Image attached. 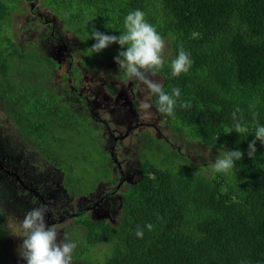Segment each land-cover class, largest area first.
Listing matches in <instances>:
<instances>
[{"label":"trees","instance_id":"obj_1","mask_svg":"<svg viewBox=\"0 0 264 264\" xmlns=\"http://www.w3.org/2000/svg\"><path fill=\"white\" fill-rule=\"evenodd\" d=\"M39 2L79 41L78 67L63 73L61 63L35 44L22 48L7 32L13 14L24 11L22 0H0V107L15 123L18 139L63 172L68 195L90 197L102 184L116 183V165L102 128L89 113L92 108L84 104L88 112H79L76 107L86 98L85 72L93 75L115 63L121 50L112 44L90 53L93 28L118 36L127 14L143 11L169 48L156 73L163 78L161 86L167 93L173 87L181 90L173 116L157 110L153 93L151 101L186 152L164 138L141 134L142 179L121 190L119 221L95 220L83 211L65 230V238L77 245L72 264H264V145L257 141L255 157L247 154L257 126H264V0ZM33 13L29 24L43 20L39 11ZM181 46L193 63L187 73L173 77L171 61ZM109 79L129 80L118 67ZM107 87L113 93L117 89ZM182 102L190 107H181ZM237 107V116H243L241 133L233 128ZM191 145L216 155L223 148L240 150L244 157L227 173H216L207 162L196 165L202 155L191 152ZM7 221L0 205V264H17L7 252ZM149 223L151 231L144 227ZM137 225L144 229L143 238L135 235Z\"/></svg>","mask_w":264,"mask_h":264},{"label":"rangeland","instance_id":"obj_2","mask_svg":"<svg viewBox=\"0 0 264 264\" xmlns=\"http://www.w3.org/2000/svg\"><path fill=\"white\" fill-rule=\"evenodd\" d=\"M22 3L24 11L22 13L16 11L13 14L12 25L8 27L7 32L16 37L22 48H25L26 43H33L44 55L58 60L63 73H68L71 65H76L77 68L79 63L76 57L79 47L77 38L66 31L63 23L47 8H41L39 0H22ZM34 10L39 11L43 20L29 24L30 19L34 16ZM168 49L166 44L164 58L169 55ZM72 58L74 60L70 63L69 60ZM117 67L116 63L106 64L102 70L93 75L90 74L91 71L85 72L84 75L83 82L86 85L82 90V95L85 94L90 101L91 96L99 99V102L93 100L90 104L97 117L96 124L102 128L99 130L102 131L105 148L107 152L113 153L118 165L115 167L113 178L116 183L114 185L102 184L90 197L75 198L68 195L62 186L63 172L46 164L18 139L15 123L6 116L0 107V205L8 215L7 225L11 231L7 252L17 264H27L20 258L18 247L23 241V238L20 237L22 234L20 222L31 208H28L26 202L21 200L19 192L23 195L22 188H17L19 181L12 174L13 172L25 184L34 183L41 188L44 187L46 198L56 199V202L51 205L54 215L50 220V225H53L54 221L56 222L58 239L64 240L65 230L74 224V216L89 208L90 215L95 220L105 219L112 224L119 221L122 213L121 190L124 185L134 184L142 179L138 156V151L141 148L138 137L141 134L149 132L180 148L183 154L186 152L182 150L183 143L179 144L175 141L170 128L162 122V118L153 109L152 92L146 85L135 80H127L128 84H134L135 112L128 105L126 96L119 97L122 99L118 104L116 99L109 95L106 85L111 84L109 78L114 76ZM120 74L123 75L121 72ZM60 76L61 74L58 73L59 79ZM150 78L161 85L163 83V78L160 75L150 76ZM78 98H71V100L77 102ZM142 102L148 103L150 107L140 109L139 105ZM116 108L117 110H115ZM189 150L199 156L202 155L195 161L197 166L207 162L209 167L212 164L209 161L214 160L213 156L216 155L215 152H210L200 145H191ZM42 204L45 205L40 202L38 206ZM47 220L46 218V222ZM81 242L84 240L82 239ZM102 249L103 247H100L99 252H102Z\"/></svg>","mask_w":264,"mask_h":264},{"label":"clouds","instance_id":"obj_3","mask_svg":"<svg viewBox=\"0 0 264 264\" xmlns=\"http://www.w3.org/2000/svg\"><path fill=\"white\" fill-rule=\"evenodd\" d=\"M124 31L120 35H107L93 28L91 39L95 43L88 49L92 54H99L112 44L120 45V51L114 57L118 65V72L123 73L130 80L138 81L147 86V88L157 96V110L168 116L174 115V108L177 98L181 95L178 87L171 88L170 93L163 90L160 83L151 79L157 71L164 65V50L166 43L164 38L158 33L155 26L148 23L145 19V13L139 9L130 11L124 18ZM193 61L190 52L185 51L181 46L178 54L171 61V75L178 77L182 73H187L191 68ZM183 108L190 107L189 102L180 104ZM150 105L142 102L140 109H147ZM241 110L237 107L232 113L233 128L237 133L243 131L241 121L242 114H237ZM258 115L254 113V116ZM255 139L248 144V157L254 158L257 152L256 142L264 145V126L258 125L255 131ZM244 152L240 150L220 151L214 162L210 165L216 173H227L233 169L235 162L242 160ZM51 211L48 205H40L28 210L20 227L23 238L18 247V254L27 264H72V252L77 247L75 242L58 239L59 233L55 225L46 222V217ZM149 231L153 229L152 224H147ZM135 235L143 238L144 229L137 225Z\"/></svg>","mask_w":264,"mask_h":264},{"label":"flooded vegetation","instance_id":"obj_4","mask_svg":"<svg viewBox=\"0 0 264 264\" xmlns=\"http://www.w3.org/2000/svg\"><path fill=\"white\" fill-rule=\"evenodd\" d=\"M110 83L112 85L107 84L106 87L107 86H112V87H116L117 89H116L115 93H113V92H110V90L108 89L109 87H107L106 90H108L109 95L111 97L115 98L116 99L115 101H117L118 104H120V102H121L120 99H122V98H119V97L126 96V101H127L128 105L130 106V108H132V111L135 112L136 111V108H135V99H134V96L136 94H135V88L133 86L134 84H121V82H119V81L117 82L116 80H114V81H111L110 80ZM125 85H126V87H125ZM86 99H88V103L85 102ZM105 99H107V98H105ZM93 100L99 102V99L97 97L91 96V101H93ZM91 101L87 97L83 101L80 100V102L76 104V107L78 106V108L80 110L79 112H82V111L88 112V109L84 110L85 109L84 108V104H88V105H90L89 107L92 108V106L90 104ZM81 102H82V104H81ZM117 108L115 110H117ZM92 110L89 113L93 114L94 117H95V120H97V117L94 114V110H93V112H92ZM118 110H119V108H118ZM111 154H113V153H111ZM112 157H113V155H112ZM112 159H113L112 160L113 163L116 166H118L117 163H116V161H115V159H114V157ZM12 174H14L18 178V181L19 182L17 183V185H18L17 188H22L21 190L23 192V195L20 192H19V194L21 195V198H22L21 200H23V201L26 202L28 208H31L32 209L33 207H38V205L40 204V202L41 203H44L45 205H48L49 206V208L51 209V211L48 213V215H47L46 218L48 219L47 220V223L50 224V220L53 218V215H54L53 214V211H52V208H51V205L53 204V202H56V199L53 198V197L46 198L45 195H44V191H45V188L44 187L41 188V186H38V185H36L34 183L25 184L24 181H22L21 179H19V176H17V174H15L14 172ZM89 209L87 210V212L90 213V210ZM58 222H60V221H58ZM55 224H56V222L54 221L53 222V225H55Z\"/></svg>","mask_w":264,"mask_h":264},{"label":"water","instance_id":"obj_5","mask_svg":"<svg viewBox=\"0 0 264 264\" xmlns=\"http://www.w3.org/2000/svg\"><path fill=\"white\" fill-rule=\"evenodd\" d=\"M113 155V154H112Z\"/></svg>","mask_w":264,"mask_h":264}]
</instances>
